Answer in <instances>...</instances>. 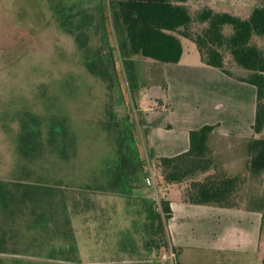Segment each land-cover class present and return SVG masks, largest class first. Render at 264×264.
I'll return each mask as SVG.
<instances>
[{
	"label": "rangeland",
	"instance_id": "1",
	"mask_svg": "<svg viewBox=\"0 0 264 264\" xmlns=\"http://www.w3.org/2000/svg\"><path fill=\"white\" fill-rule=\"evenodd\" d=\"M260 4L189 0L185 5L192 15L208 7L245 18ZM119 38L108 0H0V264H173L162 254L173 252L169 242L175 239L179 264H264V223L254 231L239 221L230 234L220 235V215L199 214L197 206L176 205L173 211L180 201L173 185L165 186L172 205L165 223L168 247L157 254L144 250V216L135 198H147L145 176L164 183L141 146L144 117L173 123L175 113L195 118L212 113L223 132L244 133L255 88L201 66L195 45L185 38L178 66L131 57L136 83L131 87ZM254 43L264 52V36ZM174 67L188 69L191 77L174 86ZM225 68L247 75L231 61ZM166 98L170 105L175 100L172 116L169 106H157ZM248 103L252 113L244 107ZM53 119L63 122L66 133L51 140ZM22 133L38 144L30 149ZM125 143L141 159L139 187L130 197L124 188L114 191L121 184L111 182L126 179L127 170L119 178L109 176L119 164L116 149H125ZM252 179L248 190L262 195L264 173Z\"/></svg>",
	"mask_w": 264,
	"mask_h": 264
},
{
	"label": "trees",
	"instance_id": "2",
	"mask_svg": "<svg viewBox=\"0 0 264 264\" xmlns=\"http://www.w3.org/2000/svg\"><path fill=\"white\" fill-rule=\"evenodd\" d=\"M187 1L108 0L111 24L120 36L118 49L124 57L123 66L129 84L131 87L136 84L131 57L177 63L182 55L180 38H185L195 45L203 65L216 68L224 75L255 88L252 137L246 140L247 156L237 171H229L215 162L208 146V136L215 128L213 125L190 130L188 149L174 156L157 158L155 166L160 170L166 187L177 185L180 188L185 203L255 210L264 219V193L256 196L248 190L252 178L264 173V52L254 43L255 38L264 36V0L245 18L208 7L192 15L185 5ZM227 27L229 31L225 32ZM228 61L247 75L234 76L225 68ZM51 121L48 131L52 135L51 140L66 133L62 121ZM35 125L36 128V121ZM22 134V142L29 145L33 136ZM70 134L68 141L74 143L73 134ZM34 142L29 145L30 149L33 144H38ZM23 154L28 155L26 152ZM116 154L119 164L109 176L119 178L118 175L123 174L121 171L127 170L126 179H111V182L121 184L114 191L124 188L122 191L130 197L132 191L139 187L137 168L141 160L136 148L128 150L126 143L125 149H116ZM135 200L138 201L139 213L144 216L141 226L144 250L157 254L160 249L168 247L165 223L171 217L169 202L161 200V211L158 212L146 197L137 196ZM124 264L165 263L141 260Z\"/></svg>",
	"mask_w": 264,
	"mask_h": 264
},
{
	"label": "crops",
	"instance_id": "3",
	"mask_svg": "<svg viewBox=\"0 0 264 264\" xmlns=\"http://www.w3.org/2000/svg\"><path fill=\"white\" fill-rule=\"evenodd\" d=\"M182 58H183V49H182L181 58L177 63H173V65L178 66L182 62ZM199 64L201 66L203 65L201 62ZM173 71H174L173 73L174 86L175 84H177L175 80L177 82L180 81L184 82L187 79V77L188 78L191 77L190 73H187L189 72L188 69L175 68L173 69ZM254 97H255V93H254ZM174 103H175L174 98L172 102L173 105H170V102H168L166 98L165 101L158 102L157 106H159L162 109H166L169 106L167 110L170 111V115L172 116L173 109L175 107ZM253 103L255 109V101ZM244 107L246 109L249 108L250 112L252 113L251 111L252 108H250L251 103H248V105H244ZM142 110L144 112H151L154 109L149 107H144L142 108ZM185 112L186 110L183 111V113ZM148 116L149 115L144 117V120H142L141 131H140L141 133L140 136L142 141L141 146L143 147V150L145 152V157L147 158V162L153 163L159 157H169L185 152L188 149V143H189L188 132L190 130L197 129L202 125H213L215 126V128L208 136V146L212 151L215 162L218 165L232 172L242 168L244 160L247 156L245 143L247 139L252 137L251 125L253 123L254 111H253V115H248L247 117V119H249L248 121L249 126L247 127L248 131L244 133L236 131L237 133L235 134L223 132L221 126H219L220 124V122H218L219 118L216 115L213 116L212 113H205V115L204 113H199L197 115L198 118L193 117L194 115L192 113H188L185 115L184 114L180 115L175 113V115L173 116V123L167 122L165 120L156 121L151 116L150 117ZM173 186H177V185H173ZM178 190L180 192V201H178V204L176 203L175 205H173V211L176 205L181 206L180 208H184L185 206H197L198 208H202V209H195V212H198L199 214L206 213L209 215H213V214L220 215L224 220V226L222 227L220 235H223L224 233L230 234L232 231L235 230V228L237 227L235 225L236 223H239V221H241L242 223L244 222L245 227H247L249 223L254 231H257V228L260 229L261 225H263L264 223V219L261 217V213L255 210L221 208L215 206L193 205V204L185 203L181 198V191L179 187ZM166 200H167V193H166ZM204 207L218 208L219 211H207V209H203ZM170 210L172 213V205H170ZM211 220L209 218V222ZM169 244L171 247H173V251L176 254L177 257L176 264H179L178 262L179 246H177L178 239H175V241H173V245L171 244V242H169Z\"/></svg>",
	"mask_w": 264,
	"mask_h": 264
},
{
	"label": "built area",
	"instance_id": "4",
	"mask_svg": "<svg viewBox=\"0 0 264 264\" xmlns=\"http://www.w3.org/2000/svg\"><path fill=\"white\" fill-rule=\"evenodd\" d=\"M144 185L149 190L147 194V198L153 203L156 211H161V200L165 198L166 188L165 183H160V185H156L154 179L151 176H145ZM162 258L165 260H173V264H176V254L173 251H169L168 253L162 254Z\"/></svg>",
	"mask_w": 264,
	"mask_h": 264
}]
</instances>
